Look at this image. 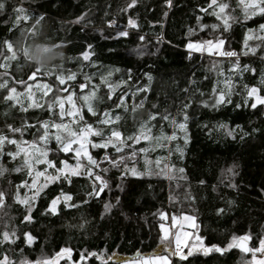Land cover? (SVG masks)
Here are the masks:
<instances>
[{
	"label": "trees",
	"instance_id": "trees-1",
	"mask_svg": "<svg viewBox=\"0 0 264 264\" xmlns=\"http://www.w3.org/2000/svg\"><path fill=\"white\" fill-rule=\"evenodd\" d=\"M3 2L0 64L7 67L0 68V83L7 81V86L0 89V135L20 146H39L45 124L69 122L67 115L61 118L59 104L53 101L72 95L84 119L78 116L71 131L90 124L93 132L102 134H92L93 144L105 143L112 131L121 133L123 144L120 152L111 145L91 150L97 162L91 170L107 183L98 196L89 193L94 187L99 190L100 181L81 171L79 176H59L33 198L28 191V168L21 156L8 155L5 142L0 151V169L7 170L0 174L4 193L0 261L7 257V264H35L54 259L66 248L71 249L70 257L57 264H120L114 256L131 260L164 254L167 241H161L160 226L165 217L180 215L195 218L194 234L205 247L227 249L233 237L244 236L250 237L247 247L260 246L264 239V105L252 108L255 97H249L248 91L256 87L264 97V40L248 42L257 48L247 52L244 36L246 30L256 32L264 24V15L242 22L244 14L236 0H217L228 5L226 28L218 26L211 0H171V6L166 0H137L131 8V0ZM21 6L25 13L15 11ZM17 15L30 19L17 24ZM130 19L135 27L129 25ZM121 31L128 35L120 36ZM221 39L220 53L235 56L187 47L205 41L217 44ZM6 40L14 45L15 59H4L11 57ZM25 48L31 59L25 57ZM84 53H89L88 60ZM40 65L46 74L38 73L30 80ZM73 74L75 79L68 80ZM58 75L65 78L63 85ZM43 84L51 86L47 95ZM13 87L17 99L6 100ZM221 92L230 103L216 104ZM84 96L90 99L85 101ZM89 103L95 115L88 111ZM106 119L110 123H101ZM9 125L21 131L13 132ZM45 147L47 160L54 165L47 170L52 175L65 161L73 163L55 138L49 137ZM24 199L27 205L18 202ZM54 199L55 213L51 211ZM106 204L111 206L107 211ZM5 232L9 240H4ZM26 233L33 237L31 242ZM256 257L264 254L258 252ZM170 261L251 264L252 253L238 247L207 254L194 249L186 260L170 255Z\"/></svg>",
	"mask_w": 264,
	"mask_h": 264
},
{
	"label": "snow or ice",
	"instance_id": "snow-or-ice-1",
	"mask_svg": "<svg viewBox=\"0 0 264 264\" xmlns=\"http://www.w3.org/2000/svg\"><path fill=\"white\" fill-rule=\"evenodd\" d=\"M166 2L168 3L169 6H171V0H166ZM137 3V0H131V3L128 5L129 8L133 7L135 4ZM238 4L239 5H242L243 6V11H244V15H245V19H249L251 18V16H255L257 14H260V15H264V0H238ZM217 5V0H211V5ZM219 7V11L220 13H224L225 9L228 7L227 4H224V3H221L218 5ZM5 8V4L3 2V0H0V10H3ZM15 11H17L18 13H25L26 10L21 6V7H18L15 9ZM203 11V9H202ZM250 13V14H249ZM30 17L28 15H17L16 17V23L19 24V22L21 20H24V21H27L29 20ZM42 19V18H41ZM37 23H39V20H37ZM110 23H114V22H110ZM225 23V27L227 28L229 25H228V21L227 19H225L224 21ZM129 25L135 27V22L133 20H129ZM213 27H215V25H213ZM259 30L264 33V24H260L259 25ZM31 31V30H29ZM120 36H127L128 33L127 32H124V31H121L119 33ZM259 39H262L264 40V36H260L258 37ZM141 39H143V37H141ZM247 39H249L248 37H246V41ZM206 44L209 45V48H208V51H212V41H206L205 42ZM224 43V41L221 39L218 44L216 45V47H219L220 45H222ZM4 45L7 49V52L8 53H11V57L9 56H4V59L5 60H8V59H15L16 58V53L14 51V45L10 42V41H4ZM187 47L189 49H195L196 51H201L202 50V45L201 44H194V43H189L187 45ZM89 48H91V45H89ZM47 50V49H46ZM250 51H255V49H249ZM221 55H226V56H235L236 53L234 52H222L220 53ZM24 55L25 57H27L28 59H31L29 57V54H28V49L25 48L24 49ZM84 59L85 60H88L89 59V53H84ZM7 67L6 64H0V68H5ZM247 67V66H245ZM47 72V69H44L41 65L38 66L35 71L32 72V74L29 76V79L30 80H33L35 79V77L37 76L38 73H44L46 74ZM56 79L59 81V83L61 85H63L65 83V78L63 76H56ZM68 80H74L75 79V75H69L67 77ZM21 83H23V81H21ZM7 86V81H5L4 83H0V89L2 88H6ZM41 87H43L45 89V92H44V95H47L48 92L52 91L51 89V86L48 85V84H43ZM111 87V86H110ZM32 88V85L29 84L28 85V89H31ZM80 88L81 89H84L85 88V85L84 84H81L80 85ZM61 91H66V89H61ZM17 90L15 87L13 88H10L8 89V95L5 97L6 100H16L17 99ZM258 93V89L256 87H252L249 91H248V96L249 97H255V103H252L251 107L252 108H255L257 106V104H262L264 105V97L260 96L257 94ZM92 96H95V93L93 92L91 94ZM29 97L31 98V94L29 93ZM83 99L85 101H88L90 99L89 96H84ZM67 100L69 103H72V108H73V111H68L67 113L65 112V105H64V101L62 98L60 97H56L55 100L53 101V103H58L59 104V108H60V116L61 118H63L65 115H68V116H72V117H76V116H79V119L80 121H83V115L80 114V110L76 108V105L75 103H73V97L72 95H69L67 97ZM223 102H231L230 100L229 101H226L225 100V94L223 92H221L219 94V99L216 100V104L219 105ZM36 106H39V105H36ZM49 107L51 108L52 105H49ZM237 107H239V105H237ZM88 111L89 112H92L93 115H95V112L93 111V107H92V104L89 103L88 104ZM107 115V113L105 114ZM116 119L118 120L119 117L117 116ZM149 119H155V116H150ZM164 119H167V117H164ZM101 123H110V120H103L101 121ZM180 128H185V124H180L179 125ZM48 125L45 124L44 125V128L47 129ZM52 127L56 128V129H64L65 131H68L70 133V137L71 138H64L62 139L61 135L57 134L55 135V140L57 141L58 144L61 145V148H62V151L64 152H70V151H73L75 150V154L77 157H80L83 153L84 156H87L88 158V162H89V165H96L97 162L96 160L93 159V157L85 150V142L88 141V137L89 135H92V134H95V135H102L100 132L96 131V132H93V128H92V125L90 124H86L85 127L79 129V131H71L69 128H68V125L64 124V123H55L52 125ZM9 128H11V125H9ZM11 130L13 132H18V131H21L20 129H16V128H11ZM228 135H232V132L229 131ZM48 137V132L47 130H45L44 132V135L40 136V140H46V138ZM111 137H115L117 138L118 140H120V143L123 144V140L121 139V133L118 132V131H112L111 133ZM111 137L109 138V140L106 142V143H103V144H93L92 146L93 147H100V148H104L107 146V144H110L112 143V140H111ZM149 137L148 136H143V139L147 140ZM175 137H170V139H174ZM132 139V138H130ZM139 137L135 138V142H139ZM5 142H7L8 144H13V145H17V147L19 148L20 151H25L26 150L24 148H20L18 142L15 140V139H9L8 137L4 136V135H0V151H2V147L3 145L5 144ZM73 145H79L78 148L76 149H73ZM115 146V145H113ZM35 150H39L36 148L35 144H33L32 146ZM116 151L117 152H120L122 151V149L120 147H116ZM141 151H145L144 149H141ZM18 153H14V152H9L8 155L11 156L13 159H15L16 155ZM134 154V153H133ZM42 156H47V152H42L41 153ZM124 158L123 157H120V160H123ZM36 163H40L41 161L39 160V158H37V160L35 161ZM44 163H47L50 167H54V165L52 164L51 161H48V160H45L43 161ZM25 163H28V161H25ZM65 167L68 168L70 166L67 165V162L65 161ZM111 163L115 166L117 164V161L113 160L111 161ZM81 167L79 161L77 162V165L75 166V168H71V175L73 176H79L81 175V172L79 171V168ZM3 171H7L6 169H0V174H2ZM15 171H19V169H15ZM60 171H64V169H60ZM105 171H107L105 169ZM184 169H180V172H183ZM229 171H231V169H229ZM86 173L87 175L89 176V178H91L93 175H95L91 168H88L86 169ZM39 175H42V173H38ZM135 174V173H133ZM67 178V177H65ZM95 180L97 181H100V184H99V190L97 191L96 188L94 187L93 189V192L92 193H89V195H99L100 192H103L104 188L107 186V183L106 181H104L102 179V177L100 175H95ZM67 200H71V196H67L66 197ZM19 203H22V204H28V200H18ZM4 204V193L3 192H0V206H3ZM56 204H57V200L54 199L52 201V205H51V211L53 213L56 212ZM111 206L106 204L105 205V210L107 211ZM220 211H223V210H220ZM163 216V214H162ZM31 217L30 216H25V220H30ZM183 220L184 221H189V222H194L195 218L192 217V216H184L183 217ZM178 222V218L177 217H172V223L173 225L177 224ZM161 229L163 231V236L161 237V241H165V240H168L169 238V229L165 228L163 224H161ZM188 233L186 232H177L175 234V245H176V249L175 251H173L171 253V255H174V256H178L181 260H186L188 258V256L192 255L193 254V248H189L188 252L187 253H184L182 250H181V245L183 244L185 247H187V244H186V241H187V238H188ZM4 236V240H9V234L7 232H5L3 234ZM28 242H31L33 237L30 235V234H25ZM250 239V237L248 236H244V237H233V243H230L228 246H227V249H231L233 247H238L242 252L244 253H252V260L255 262V264H264V257H262L261 259H257L256 257V253H262L264 254V239H261L260 240V246L257 247V248H249L246 246V241ZM196 240L198 242H200L201 244V247L198 248V249H195L197 251H203L205 254L211 252V251H216V252H219V253H223L225 252L227 249L225 248H221L217 245H212L211 247H204L202 246V238L197 236L196 237ZM239 240L240 243H235V241ZM165 252H168L169 249L168 247L166 246L165 249H164ZM61 253L63 254H66L70 257L71 255V249H62L61 250ZM61 253H58L57 254V257H59L61 255ZM90 255H94V253H90ZM81 259L83 260L84 259V256L83 254H81ZM0 264H7V257L4 258V260L0 261ZM22 264H28V262H22ZM35 264H56V260L54 259H47V260H43V261H36ZM131 264H171V261L169 259V256L168 255H162V254H154L152 256H140L137 258L136 261H133L131 262Z\"/></svg>",
	"mask_w": 264,
	"mask_h": 264
},
{
	"label": "rangeland",
	"instance_id": "rangeland-1",
	"mask_svg": "<svg viewBox=\"0 0 264 264\" xmlns=\"http://www.w3.org/2000/svg\"><path fill=\"white\" fill-rule=\"evenodd\" d=\"M236 2L238 4V0H236ZM210 5H211V3H210ZM218 5L219 4L217 3V5H212L211 6L212 12H213L214 16L216 17V20L218 21L217 22L218 26H225V23H224L225 19H227L228 24H229V16H228V14L226 12V9H225L224 13H220ZM239 6L241 7L240 11H242L243 14H244L243 6L242 5H239ZM252 17H254V16H251V18ZM249 19H245V15H244L242 22H246ZM260 36H264V33H262L259 29L256 32H254L251 29H248V30L245 31L244 45H245V48H246L247 52H253V51H250L249 49H256L257 48V46L249 45L248 42L256 41V40L260 41V40H262V39L258 38ZM246 37L249 38V39H247V41H246ZM205 42H203V43H194V44H201L202 45V50L198 51V52H205L207 54H213V53L219 52L218 53V55H219L220 51H222L221 50V45L219 47H216V45L218 43L215 44L213 42H212V51H208L209 45L206 44ZM189 50L193 51L195 49H189ZM41 89H42V91L44 90L43 92H45L44 88H41ZM67 97L62 98L63 101H64V104L66 105V113L68 111H73L72 103L68 102ZM67 117H68V121L69 122L66 123V125H68L69 129L73 128L75 125H77L78 116H76L74 118L72 116H68L67 115ZM50 129L53 130V131H50ZM45 130H47V132H48V137L46 138V140H43V141L39 140L40 145L36 147L37 149H39L38 151L35 150L34 148H29L28 146H25V145H22V146L19 145V146H20V148H24L26 150V152L25 151H20L19 148L17 147V145L7 144V147H6L8 150H10V152L18 153L17 156H19V157L21 156L20 158H22V160L24 162L23 164L27 166L28 173L31 176V182H30V184L28 186V191L31 192L30 195L33 198L36 196V192H38L40 188L44 187L45 185H47L49 183H52L54 180L58 179L59 176L71 175V168H75V166L77 165L78 161H79V163L81 165V167L79 168L80 172L84 171L86 173V169H88V168L92 169V167L94 166V165H89L87 156H84L83 153H82V155L80 157H77L76 154H75V150H73V151L67 152L68 154L71 155V158L73 160V163H67V165L70 166V167L66 168L65 167V163H63L60 169H64V171H60V169H59V170L56 171L55 174L52 175L50 173V171H47L50 166L47 163L43 162V161L47 160V156H42L41 153L42 152H47L45 144L47 143V140L49 139V137L55 138V135L59 134V132H58V129L52 127V125L50 127H48L47 129H45ZM45 130H44V132H45ZM59 131L64 132V135L67 138H71L68 131H65L64 129H59ZM44 132H43L42 135H44ZM91 136L92 135H89L88 141L85 142V150L90 155H91V150H95V147L92 146L93 143H92V140H91ZM111 140H112V143L107 144V146L108 145H111V146L115 145V146H113L114 148H116V147H120L121 148L120 140H118L115 137H111ZM107 141H105V143ZM97 144H103V143L100 142V143H97ZM78 147H79V145H73V149H76ZM61 150H62V148H61ZM64 153H66V152H64ZM37 158H39V160L41 161L40 163H36L35 162L37 160ZM25 161H28V163H25ZM132 172L133 171H131V173ZM38 173H42V175H39ZM184 216H187V215L175 216V217L178 218V222L175 225H173V223H172V217H174V216L168 217V219H167V217L164 218L166 222L163 225H164L165 228L169 229V238H168V240H166L167 242H166L163 250L167 246L169 251L165 252L162 255H168L169 259H170L171 253L173 251H175V249H176L175 234L177 232H186V233L189 234L188 238H187V241H186L187 247H185L183 244L181 245L182 251L184 253H187L189 248L198 249V248L201 247L200 242H198L196 240L197 235L194 234V230H195V227H196L195 220H194V222L184 221L183 220ZM161 233H162V236H163L162 229H161ZM202 246H204L203 243H202ZM66 256H68V255L63 254V253H61V255L59 257L56 256L54 258V260H56V264L60 260H62L63 258H66ZM113 259L115 261L120 262V264H131V262L137 260V259L127 260V259H124V258H122L120 256H117V255L114 256ZM257 259H259V258H257ZM251 264H255V262L252 260Z\"/></svg>",
	"mask_w": 264,
	"mask_h": 264
},
{
	"label": "built area",
	"instance_id": "built-area-1",
	"mask_svg": "<svg viewBox=\"0 0 264 264\" xmlns=\"http://www.w3.org/2000/svg\"><path fill=\"white\" fill-rule=\"evenodd\" d=\"M181 250H182V248H181Z\"/></svg>",
	"mask_w": 264,
	"mask_h": 264
}]
</instances>
